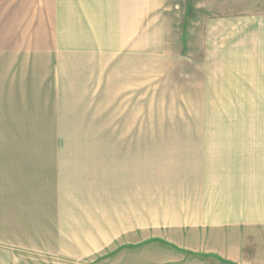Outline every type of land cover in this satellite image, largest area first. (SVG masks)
Wrapping results in <instances>:
<instances>
[{
	"label": "rangeland",
	"instance_id": "obj_1",
	"mask_svg": "<svg viewBox=\"0 0 264 264\" xmlns=\"http://www.w3.org/2000/svg\"><path fill=\"white\" fill-rule=\"evenodd\" d=\"M132 1L139 54L106 130L0 133V240L30 242L1 243L5 263L167 264L170 247L195 264L167 242V218L211 223L235 195L252 211L235 221L264 219V0ZM89 186L107 193L100 229L85 221Z\"/></svg>",
	"mask_w": 264,
	"mask_h": 264
},
{
	"label": "crops",
	"instance_id": "obj_2",
	"mask_svg": "<svg viewBox=\"0 0 264 264\" xmlns=\"http://www.w3.org/2000/svg\"><path fill=\"white\" fill-rule=\"evenodd\" d=\"M126 2L131 6L120 7ZM138 54L139 9L132 0H0V133L106 130L109 106L123 100L124 68ZM92 191L89 186L85 221L100 229L108 222L107 193L102 200ZM246 209L250 205L232 195L213 206L211 212L223 214L211 223L198 214L190 224L177 223L180 215L175 225L167 218V242L192 251L195 264H264V219L235 221L234 213ZM65 212L74 222L75 213ZM9 239L0 244L16 243ZM169 248L167 264H194ZM7 262L0 257V264H44L37 252H17Z\"/></svg>",
	"mask_w": 264,
	"mask_h": 264
}]
</instances>
